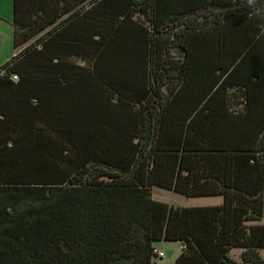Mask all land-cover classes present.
<instances>
[{
	"label": "trees",
	"instance_id": "trees-1",
	"mask_svg": "<svg viewBox=\"0 0 264 264\" xmlns=\"http://www.w3.org/2000/svg\"><path fill=\"white\" fill-rule=\"evenodd\" d=\"M11 25L0 264H264V0H12Z\"/></svg>",
	"mask_w": 264,
	"mask_h": 264
},
{
	"label": "rangeland",
	"instance_id": "rangeland-1",
	"mask_svg": "<svg viewBox=\"0 0 264 264\" xmlns=\"http://www.w3.org/2000/svg\"><path fill=\"white\" fill-rule=\"evenodd\" d=\"M136 16V15H135ZM140 18H142L140 16ZM199 18V17H193ZM12 0H0V66H2L13 53L19 51L24 45H21L16 50L13 49L12 43ZM187 19L183 18L182 23H186ZM37 37V36H36ZM172 59L177 60L179 51L175 50L172 54ZM14 75H12L13 77ZM17 78H13L16 80ZM152 198L156 201L167 203L168 205L176 206H205L216 205L221 202L220 196H200L186 197L175 193L171 190H166L159 187H152ZM264 219V217L262 218ZM156 249L164 253L162 258H155L159 264H172L180 254V244L172 241H161L156 244ZM240 249L234 248L230 252V256L236 260H240ZM259 254L264 259V248L259 250Z\"/></svg>",
	"mask_w": 264,
	"mask_h": 264
},
{
	"label": "built area",
	"instance_id": "built-area-1",
	"mask_svg": "<svg viewBox=\"0 0 264 264\" xmlns=\"http://www.w3.org/2000/svg\"><path fill=\"white\" fill-rule=\"evenodd\" d=\"M13 78H16V75H14L13 77H12V79ZM158 253V255H162V253L161 252H157Z\"/></svg>",
	"mask_w": 264,
	"mask_h": 264
}]
</instances>
